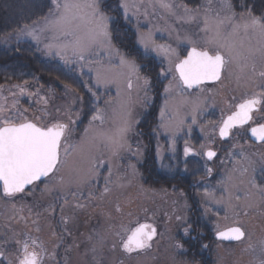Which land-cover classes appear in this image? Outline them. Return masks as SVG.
<instances>
[{
  "label": "rangeland",
  "instance_id": "374dc122",
  "mask_svg": "<svg viewBox=\"0 0 264 264\" xmlns=\"http://www.w3.org/2000/svg\"><path fill=\"white\" fill-rule=\"evenodd\" d=\"M111 1L101 0L100 7L110 17L109 28L113 47L128 59L134 60L139 66L140 75L147 77L150 81L148 95L145 96L144 91L137 92L138 82L133 78V89L130 92L132 99L130 119L133 124L128 135L130 147L121 153L118 161H113L111 179L117 183L110 185L111 191L102 200L89 201L88 189L85 188L79 198L69 195L67 204L64 203L60 192H45L43 182L38 183L35 191L26 190L27 194H18L15 197H4L0 191V251L4 253L0 264L16 262L19 245L15 241L23 239L25 234L37 238L46 249L50 246L48 241L50 237L55 235L52 241L57 238L55 248L48 250L49 254L54 253L55 258L45 257L43 264H112L114 263L112 259L121 254L130 255V264H200L196 260L197 257L201 261H206V264H262L264 262V206L248 209V215L244 216L242 207L226 210L213 199L215 197L218 200L222 195H226L220 182L225 178L226 172L231 169L222 171L221 177H215L213 181L204 182L195 192L177 191L179 195H182L181 200L180 198L174 200L173 193L176 190L174 187L156 184L157 178L171 179L182 175L191 179L197 176L195 164L191 167L189 164L184 166L180 163L179 145L185 140L193 144H201L197 135L201 131H195L193 128L197 126L196 124L208 123L213 126L226 111L234 106V103L246 95H251V88L237 89L230 78H225L222 84L202 86L211 90L205 93H199L197 89H185L183 97L173 93V100L170 101L169 109L165 113L164 122L169 123V117H174L175 119L171 121L173 125L180 119H183L184 123L178 129L173 126L168 131L161 127L160 113L165 103L164 87L171 80L172 73L166 71L168 61L164 54L153 51V46H171L176 48L183 57L191 48L184 37L191 36L199 42L204 35L199 29L203 26L202 16L205 10L210 9L208 15H215L221 8L222 0H201L198 6L188 7L199 10L197 21L192 23L177 22L175 16L169 15L158 6L150 7L149 0H117L115 4ZM125 2L129 5L127 16L121 7V4ZM171 3L175 6L178 15H184L183 8L179 7L184 5L183 3L179 0H171ZM145 9L148 12L147 16L144 15ZM235 12L239 15L243 11ZM48 15L49 13L46 16ZM43 23L42 18L27 26L39 32ZM20 30L13 34V44L23 42L28 45L26 56L35 59L33 60L36 62L39 74L20 72L5 73L2 76L0 104H4L8 109L5 115L23 114L24 117L32 120L39 117L38 122L43 124H49L55 120L69 123L70 128L74 129L70 141L79 142L95 112L94 105L108 112L110 108L105 101L115 105L116 86L101 85L97 88L95 71H89L88 67L81 69L76 64H65L59 56L45 51L44 45L48 42L46 37L49 34H42L41 41L37 44L30 37L20 36ZM142 35L148 41L147 50L140 43ZM113 63L118 64V58H114ZM91 67L95 69L97 65L93 64ZM148 69L149 75H146L145 72ZM162 71L166 73L164 76H161ZM151 73L155 80L151 78ZM139 84H142V81ZM21 87L26 90L22 95ZM54 88H56L55 92ZM89 88L97 93L98 101L89 92ZM157 88H159L158 91ZM121 90L122 95L129 94L126 83L122 82ZM198 96L206 99L207 104L197 114L195 124L191 122L192 116L188 106L183 107L179 115L172 110L173 103L181 99L194 101ZM13 101H18L15 108H12ZM70 118L75 121V124L70 123ZM147 122L156 125L151 141L152 147H149L150 153L154 151L155 159L158 160V170H155V173L143 171L145 159L143 156L146 151L142 144L138 143L140 141L138 129ZM181 127H185L184 131L180 129ZM249 156L259 161L262 154L250 153ZM130 165L135 166V172L129 167ZM107 174L106 167L101 169L99 179L94 182L92 190L97 197L104 189V178ZM256 175L260 177L259 167ZM236 176L238 177L239 173ZM234 182L238 184V180ZM233 191L235 192V189ZM163 193L170 195L167 202L157 201L156 203L154 197ZM86 201L90 209H96L97 205H100V211L104 212L103 219L91 218L90 223L91 221L92 223L89 227L86 223L84 235L77 236L80 241L78 249L74 251L67 248L61 249L63 243L59 246L57 243L60 242L61 236L66 238L67 231L73 224H81L82 227V221L77 216L87 211V207L83 209L74 207L75 203ZM92 202H95L96 206ZM237 203L242 205L243 202L233 201V204ZM117 205L121 208L120 212L116 211ZM50 206L52 210H49ZM64 211L70 216H63ZM236 212L241 214L237 216ZM61 214L63 220L60 217ZM189 215H194L195 226L190 227L193 221ZM21 216L24 217L23 220L20 219ZM112 218L116 219L114 224H111L112 227L105 225ZM70 219L72 225L68 226ZM64 220H67V223H64ZM237 220L246 232V238L243 241L223 243L214 239L217 230L234 226ZM141 223H149L157 228V236L153 240L151 249L144 252L125 253L118 240H121L127 230L134 229ZM185 228L189 229L187 236L184 232ZM200 234H203V237H198ZM101 238H103L102 246ZM177 243L183 245L182 249L175 247ZM200 243H203V248L198 247ZM94 245L97 249L95 252L92 250ZM198 248H200L199 251Z\"/></svg>",
  "mask_w": 264,
  "mask_h": 264
},
{
  "label": "snow or ice",
  "instance_id": "6c2138e0",
  "mask_svg": "<svg viewBox=\"0 0 264 264\" xmlns=\"http://www.w3.org/2000/svg\"><path fill=\"white\" fill-rule=\"evenodd\" d=\"M100 2L101 0H51L52 7L49 15L43 18L44 23L39 32L27 25L20 30V36L30 37L37 44L40 43L42 34H49L46 37L48 42L44 45L48 54L59 56L65 64H76L81 69L88 67L89 71L96 73L97 88L101 85H115L117 93L115 105L105 101L110 112L94 105L95 112L79 142L70 141L74 129L70 128L69 123L55 120L43 124L38 122L39 117L32 120L23 114L5 115L8 109L4 104H0V190L4 197L27 194L26 189L33 192L38 182H43L44 191L60 192L65 204L69 202V195L79 198L85 188L88 189L89 201L102 200L111 191L110 185L117 183L111 179L113 161H118L121 153L130 147L128 135L133 124L130 119L133 78L138 82L137 92L142 90L145 96L148 95L150 81L140 75L139 66L134 60L128 59L113 47L109 28L110 17L101 10ZM149 6H158L169 15L175 16L177 22H196L199 15L198 9H190L187 5H179L183 8L184 15H178L171 0H154V3L149 0ZM121 7L127 16L129 5L125 2ZM209 11L211 10L206 9L202 16L203 26L199 31L204 35L200 41L191 36L184 37L191 48L183 58L176 48L153 46V51L164 54L168 61L166 71L172 73L171 80L164 87L165 103L160 113L161 127L168 131L173 126L178 129L184 123L183 119H180L173 125L171 121L174 117H169V123L164 122L165 113L173 100V93L183 97L185 89L193 88L199 93H205L211 90L202 87L203 85L222 84L225 78H230L237 89L251 88L252 92L234 105V111L227 115L226 119L222 118L219 136L226 139L233 135V129L244 128L245 125L255 122V114L264 113V13L256 15L252 8L245 7L244 11L237 15L231 0H222L221 8L215 15H208ZM144 15H148L147 9ZM140 43L147 50L148 41L143 35L140 37ZM114 58H118V64L113 63ZM93 64L97 65L95 69L91 67ZM165 74L164 71L161 72V76ZM140 81L142 84H139ZM122 82L127 85L128 95H122ZM88 90L98 101L97 93L92 88ZM25 91L20 88L21 95ZM17 103L18 101H13L12 108H15ZM206 104L207 100L198 96L194 101L181 99L173 103L172 110L179 115L180 110L188 106L192 116L191 122L195 124L197 114ZM70 123L75 124V121L70 118ZM249 130L251 137L264 145V123L255 122V126L245 129ZM184 154L188 156L197 153L186 145ZM203 155L212 160L217 153L208 149ZM233 156L236 157L233 166L220 182L226 195H222L218 200L215 197L213 199L226 210L242 207L243 215L247 216L248 209L264 206V156L257 161L242 147L239 153H229L230 158ZM105 167L108 174L104 178V189L97 197L92 190L93 185L99 179L101 169ZM129 167L135 172L134 165ZM258 167L260 177L256 175ZM211 172L212 168H207V173ZM236 180L238 184L234 182ZM234 200L243 203L233 204ZM87 206V201L74 205L78 209ZM49 210H52L51 206ZM116 211H121L119 205L116 206ZM235 214L239 216L241 213ZM20 219L23 220L24 217L21 216ZM63 222L67 223V220ZM184 232L186 236L189 235L188 228H185ZM156 236L157 229L154 225L141 223L125 232L120 240V247L128 254L144 252L151 249ZM245 238L246 232L238 220L235 226L216 232L218 241H243ZM15 242L19 245L15 264H43L45 257L55 258L54 253L49 254L37 238L25 234L23 239H16ZM100 244L102 246L103 238ZM175 247L182 249L183 245L177 243ZM92 250H97L95 245ZM3 256L4 253L0 252V257Z\"/></svg>",
  "mask_w": 264,
  "mask_h": 264
},
{
  "label": "trees",
  "instance_id": "16d2710c",
  "mask_svg": "<svg viewBox=\"0 0 264 264\" xmlns=\"http://www.w3.org/2000/svg\"><path fill=\"white\" fill-rule=\"evenodd\" d=\"M116 1L117 0H112L111 3L115 4ZM179 1L183 3L184 5H187L188 7L198 6L201 2V0H179ZM231 4L233 6V9L237 12L244 11V8L248 7V8H252L256 15H260L264 13V0H231ZM51 7H52L51 0H0V80L5 73L24 72V73L39 74V70L37 69L35 65L36 62H34L35 59L33 58L34 59L33 60L30 57L26 56V49L28 45L23 42L13 44L12 36L22 27L35 23L39 21L40 19L44 18L49 13ZM147 74L149 75V71H147ZM150 75L152 76L150 77L153 80L156 79L153 77L152 73ZM55 89L56 88H54V92H55ZM158 90L159 88H157V91ZM156 180H157L156 184H159L160 186H165L166 179L157 178ZM177 191L178 192L184 191L186 193L190 192L189 190H175V192L173 193V197L175 201L178 200L177 198H180V200L182 198V195H179L180 193H178ZM169 196L170 195L166 193L160 194L159 196L157 195V197L156 196L154 197L156 199L155 202L156 203L157 201H161V203L167 202V199L169 198ZM184 203H185V200H184ZM92 204L96 206L95 202H92ZM97 206L98 207H96V209L94 208L90 209L89 204H88L87 211H83L81 212L82 215L77 216V218L80 221H82V227H81V224L76 223V225L73 224V226L69 228V230L67 228L68 230L67 237L63 238L61 236L60 242L59 241L57 242L58 246L63 243V245L60 247L61 249L67 248L71 251H74V249H78L80 241L77 238V236L84 235V226H86V223L89 227V224L92 223V221L90 223L91 218L92 219L95 218L98 220H100V218L101 220L103 219L104 212L100 211L101 210L99 209L100 205H97ZM63 216L69 217L70 214L64 211ZM189 216L191 220L193 221V222L190 221L192 223L190 227L195 226L194 225L195 224L194 215L192 216L189 215ZM60 217L62 218V214ZM110 220L111 221H107L105 225H110L109 227H112L116 219L112 218ZM68 223H69L68 226L72 225V220L70 219ZM115 225H119V224H115ZM53 236H51L50 239L48 240L50 246L48 247L47 250L49 251L55 248V242L57 238L56 239L54 238L55 240L52 241L51 239ZM118 243H120V240H118ZM202 246H203V243H200V245H198V247H202ZM199 250L200 248H198V251ZM120 252H122L121 249H120ZM61 257H62V253L60 255V258ZM129 258H131L130 255H125V254L118 255L115 257V259H112L114 262L112 264H130L129 262L131 261L129 260ZM196 260L200 264L201 263L206 264V261H201L199 260L198 257ZM93 264H96V263H93Z\"/></svg>",
  "mask_w": 264,
  "mask_h": 264
},
{
  "label": "flooded vegetation",
  "instance_id": "af4514ba",
  "mask_svg": "<svg viewBox=\"0 0 264 264\" xmlns=\"http://www.w3.org/2000/svg\"><path fill=\"white\" fill-rule=\"evenodd\" d=\"M241 100L242 99H239L238 102ZM237 103H234V105ZM232 111H234V106L226 111L222 118H226L227 115L231 114ZM222 118H220V120L213 126L209 125L208 123H198L196 124L197 126L193 127L195 131H201L200 133H197L199 136L198 141L200 140L201 144H193L185 140L179 145V154L181 160L180 163L184 166L189 164L191 167H193V164H195L198 172L197 176L188 179L185 176L178 175L175 178L166 179L165 186H171V188L174 187L176 190L186 189L190 192H195L199 187H202L204 182L213 181L215 177H221L222 171H225L226 169L230 170L236 157L233 156L230 158L229 153H239L241 147L248 155L250 153H258L264 156V145L256 142L255 138L251 137L250 130L245 131V129H250L251 126H255V122L264 123V113L255 114V122L245 125L244 128L233 129V135H230L226 139H221L219 136V126ZM155 129L156 125L152 122H147L143 124L140 129H138V138H140L138 143H141L146 151L144 156L142 155L145 158L143 171L147 173L150 171L155 173V170H158V160L155 159V155L153 153L154 151L150 153V148L152 147L151 141L153 140V131ZM180 129L184 131L185 127H181ZM186 145L191 147L197 154H189L188 156H185L184 148ZM202 145L204 147H201ZM234 145H236V147H234ZM208 149H211L217 153V156L212 160H208L207 157L203 155V153ZM221 161H224V163L222 164ZM207 168H212L211 174L207 173ZM0 191L2 193V190ZM184 236V233H182V237ZM198 237H203V234L198 235ZM3 258L4 256L0 257V261Z\"/></svg>",
  "mask_w": 264,
  "mask_h": 264
},
{
  "label": "water",
  "instance_id": "95a60500",
  "mask_svg": "<svg viewBox=\"0 0 264 264\" xmlns=\"http://www.w3.org/2000/svg\"><path fill=\"white\" fill-rule=\"evenodd\" d=\"M188 51H190V49H188ZM187 54V53H186ZM185 54V55H186ZM210 84V83H209ZM227 118V117H226ZM225 118V119H226ZM235 226V225H234ZM229 227H232V226H229ZM229 227H227V228H229ZM227 228H224V229H222V230H225V229H227ZM214 238L216 239V233L214 234ZM217 240V239H216ZM221 242H226V243H234V242H239V241H221Z\"/></svg>",
  "mask_w": 264,
  "mask_h": 264
},
{
  "label": "bare ground",
  "instance_id": "6f19581e",
  "mask_svg": "<svg viewBox=\"0 0 264 264\" xmlns=\"http://www.w3.org/2000/svg\"><path fill=\"white\" fill-rule=\"evenodd\" d=\"M148 70H149V69H148ZM148 70H147V71H148ZM147 71L145 72L146 75H148V74H147Z\"/></svg>",
  "mask_w": 264,
  "mask_h": 264
}]
</instances>
